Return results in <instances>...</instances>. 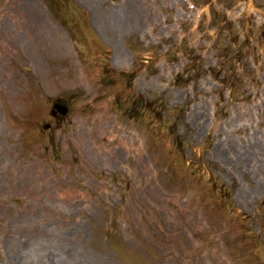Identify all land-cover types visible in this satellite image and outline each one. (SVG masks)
<instances>
[{
  "label": "rangeland",
  "instance_id": "rangeland-1",
  "mask_svg": "<svg viewBox=\"0 0 264 264\" xmlns=\"http://www.w3.org/2000/svg\"><path fill=\"white\" fill-rule=\"evenodd\" d=\"M263 262L264 0H0V264Z\"/></svg>",
  "mask_w": 264,
  "mask_h": 264
},
{
  "label": "bare ground",
  "instance_id": "bare-ground-1",
  "mask_svg": "<svg viewBox=\"0 0 264 264\" xmlns=\"http://www.w3.org/2000/svg\"><path fill=\"white\" fill-rule=\"evenodd\" d=\"M94 1H95V0H92L93 3H94ZM118 59L121 60L122 57L119 55V56H118Z\"/></svg>",
  "mask_w": 264,
  "mask_h": 264
}]
</instances>
